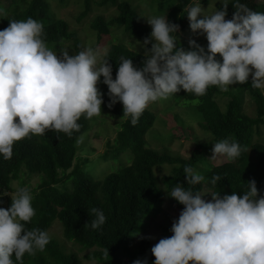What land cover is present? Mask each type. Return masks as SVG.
<instances>
[{"label":"clouds","instance_id":"clouds-1","mask_svg":"<svg viewBox=\"0 0 264 264\" xmlns=\"http://www.w3.org/2000/svg\"><path fill=\"white\" fill-rule=\"evenodd\" d=\"M221 4L211 13L201 3L187 9L189 28L204 36L206 48L194 39H189L188 50L178 47L176 33L183 29L166 14L143 17L151 32L140 45L142 66L122 57L115 79L106 51L85 47L71 55L62 49L58 55L46 46L39 21L31 17L9 21L0 30V158L10 159L16 142L46 130L68 137L78 132L82 116L101 114L99 83L107 86L106 106L120 102L123 116L133 126L150 103L181 90L200 97L211 86L227 91L231 85L248 82L250 76L251 86L264 90V12L233 0L234 12L226 19L229 4L226 0ZM211 151L209 160L233 161L242 149L225 139L213 143ZM183 173L188 186L205 179L190 166ZM219 179L213 175L210 183L216 185ZM246 183L247 190L240 195L205 193L211 196L208 201L199 189L177 183L168 195L183 208L172 222V235L151 247L152 264H264V194L258 196L255 180ZM4 196L11 197V204L0 207V264H14L13 257L21 262L25 254L43 251L50 236L45 230L25 227L35 215L27 187L14 194L0 192V202ZM91 212L95 219L90 226L98 229L106 218L96 208Z\"/></svg>","mask_w":264,"mask_h":264},{"label":"trees","instance_id":"trees-1","mask_svg":"<svg viewBox=\"0 0 264 264\" xmlns=\"http://www.w3.org/2000/svg\"><path fill=\"white\" fill-rule=\"evenodd\" d=\"M91 1L84 0L86 9L80 16L81 20L90 11ZM156 1L158 10L170 8L167 19L185 31L187 9L196 3L195 0ZM198 1L209 3V0ZM60 2L65 6L68 0ZM239 2L250 10L264 12V4L256 0ZM227 3L228 15L225 18L231 19L233 0ZM96 4L116 9L115 16L109 19L99 16L90 25V30L99 41L109 35L112 25L141 43L149 37L150 27L141 21V15L128 0H99ZM221 7L218 6V9ZM29 17L43 25V39L51 51L58 52L68 44L71 45V54L82 49L77 31L71 30L69 23L59 18L53 8L50 13V0H0V30L6 28L9 21ZM147 47L150 48L151 44ZM106 53L112 65L113 79L122 57L130 58L136 67L142 66L144 59L142 53L127 48L123 43L111 45ZM100 79L102 81L103 77ZM250 82L251 77L248 82L237 84L238 93L211 86L203 96L195 97L181 91L178 98L173 99L174 104L185 99L186 106H193L199 115L201 129L210 136L209 142L196 145L188 159L174 156L164 149L149 148L145 137L153 128L156 120L154 113L146 108L133 126L130 118L123 116L120 102L111 108L106 106L109 98L106 95L107 86L103 83L102 111L115 116L120 123L114 139L107 141L104 154L99 155L96 162L77 156L78 138L91 129L92 118L82 116L78 121L80 130L71 137L46 130L43 135L16 142L11 158H0V191L14 194L19 187L30 190L35 215L25 227L47 231L50 242L43 251L25 254L21 262H16L13 257L14 264H133L137 259H146L147 264H152L155 257L150 249L154 244L149 236V227L161 213L164 197L169 196L168 192L177 183L193 187L186 184L185 166L192 167L205 178L193 187L194 191L199 189L202 194L218 192L223 196L235 191L240 195V191L247 190L246 182L250 180H255L258 196L264 194V94L263 90L253 88ZM245 94H249L255 106L254 115L245 111ZM222 99L226 102H221ZM174 117L175 123L181 124L180 117L177 120L178 114ZM225 139L241 146L240 156L233 161L223 159L220 163H211L209 153L213 143ZM94 163L111 164L105 175L94 177L88 171ZM168 165L172 167L169 175L158 177L155 170ZM213 175L220 177L216 185L210 183ZM173 203L182 210L183 205L174 199ZM10 204L11 197L4 196L0 207L7 209ZM93 208L102 211L106 218L98 229L90 226L95 219V214L91 212ZM57 226L61 241L55 237ZM163 228L170 237L171 227ZM68 244L73 249L68 248Z\"/></svg>","mask_w":264,"mask_h":264},{"label":"rangeland","instance_id":"rangeland-1","mask_svg":"<svg viewBox=\"0 0 264 264\" xmlns=\"http://www.w3.org/2000/svg\"><path fill=\"white\" fill-rule=\"evenodd\" d=\"M60 1L62 0H50V13L53 8V10H55V12L58 14L59 18H63L69 23L71 30L77 31V34L81 41L82 49L85 47H91L94 49L98 48L102 52H107V49L111 45L123 43L126 45L127 48L131 50L142 54L144 53V49L140 46L142 43L136 41L131 36L126 35L123 30L118 29L117 26L112 25L109 28V35H107L100 41L95 37L93 31L90 30V25L97 17L102 16L105 19H109L110 17L115 16L116 9L114 7H101L96 4V2H98L99 0H92L90 11L86 15V17L81 20L80 16L86 9L84 5V0H68L65 6ZM128 1L131 2L133 8H135L138 14L141 15V21L146 25L148 24L146 22V19L143 17H148L152 15H165L170 9L166 7L161 10H158L156 0ZM228 1L231 0H226V2ZM195 2L199 3L198 0H195ZM256 2L259 4H264V0H256ZM220 5H222L221 0H209L208 4H201V7L207 10V13H211L218 9V6ZM148 26L151 29V26ZM185 26V31L184 29H179L177 32L176 40L178 41V47L188 50L189 39H194L198 44L206 48L207 41L204 36H198L193 34L189 28L188 21L186 22ZM70 46L71 45L68 44L67 46L62 47L59 50H68L69 54L71 55ZM56 53H58L59 55V51ZM216 58L218 60L220 59L218 54ZM98 88L103 94L105 88L102 83L98 84ZM228 90L233 93H238L237 84L229 86ZM178 93L174 94L173 98L172 95L169 96L167 99L158 100L148 105L147 108L154 113L156 120L154 122L153 128L147 133L145 139L149 148L158 151L164 149L165 151L171 153L174 156H179L188 159L192 156L196 145L202 142H209L210 136L201 129V126L198 123L200 120L199 115L195 112V108L193 106H186L185 99L180 100L181 102H178V104H174L173 99L178 98ZM179 98L181 99V97ZM244 98L245 111L248 114L254 115L255 106L252 103L251 97L249 96V94H245ZM170 100L173 102V104L170 103ZM221 102L226 101L225 99H222ZM177 114V120L181 119V124H176L174 121V116ZM119 121L120 120H117L115 116L103 112L101 108V114L98 116H94L90 122L91 129L79 139V142H77V148L79 150L77 156L84 158L87 157L91 159L92 162H96L97 157L99 155L104 154L107 141L114 139L118 129V124L120 123ZM262 132V138L264 139V131ZM171 136H173V138ZM211 155L212 151H210L209 153V158L211 157ZM222 160V158H219L217 160H211V163L217 164L222 162ZM94 164V167H89L88 171L92 175H94V177H99L105 175L106 171L108 170L109 164L111 163ZM171 169L172 167L168 165L163 168H157L155 172L158 177L162 178L168 176L171 172ZM209 197V195L205 194L203 198L208 201ZM180 211L181 210L175 207L173 199L170 196L164 197L162 211L156 221L151 224L148 231L153 244L157 243L160 238L167 237V233L164 231L163 227H171L172 222L178 218ZM59 230V227L54 230L56 233L55 237H58L61 241V232ZM51 233L54 232L51 231ZM51 237H53V235H51ZM67 246L68 248L73 249L71 244H68ZM80 256L82 257V254H80ZM84 264L96 263L84 262Z\"/></svg>","mask_w":264,"mask_h":264}]
</instances>
